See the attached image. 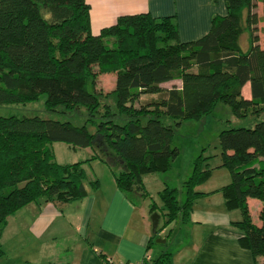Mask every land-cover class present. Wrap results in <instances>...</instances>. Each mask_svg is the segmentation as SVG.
I'll list each match as a JSON object with an SVG mask.
<instances>
[{"label": "trees", "instance_id": "trees-1", "mask_svg": "<svg viewBox=\"0 0 264 264\" xmlns=\"http://www.w3.org/2000/svg\"><path fill=\"white\" fill-rule=\"evenodd\" d=\"M223 1L225 14L213 15L205 34L180 40L173 15L122 14L95 34L86 0H0V104L36 101L44 94L47 110L86 116L75 125L39 115H0V235L8 216L28 203L64 204L85 197L84 163L98 158L119 163L123 169L112 170L116 186L132 201L133 196L145 199L150 193L142 176L171 168L179 153L173 137L182 122L210 115L218 102L238 118L264 113V26L262 44L254 32V1ZM107 72L115 79L104 93L95 82ZM174 80L180 85L163 86ZM246 83L248 98L242 94ZM111 96L114 107L103 100ZM54 142L93 149L98 143L105 154L95 151L85 160L59 163ZM218 147L219 166L229 171V182L206 192L197 189L211 173L202 165L209 156L199 154L181 188L165 182L157 192L161 205L149 204V214L158 211L164 218L156 234L172 222H190L198 198L220 193L225 208L240 213L231 221L240 232L239 244L254 264H260L259 257L264 264V120L220 130ZM89 185L96 189L99 180ZM248 197L262 202L259 225L252 221ZM4 253L0 241V258ZM170 255L161 251L143 261L163 264Z\"/></svg>", "mask_w": 264, "mask_h": 264}, {"label": "crops", "instance_id": "crops-1", "mask_svg": "<svg viewBox=\"0 0 264 264\" xmlns=\"http://www.w3.org/2000/svg\"><path fill=\"white\" fill-rule=\"evenodd\" d=\"M86 1L90 6L91 31L95 34L113 24L119 15L149 12L154 16L173 15L180 40H194L209 30L213 15H224L226 11L223 0ZM167 83L180 85L179 80ZM167 83L163 86L169 87ZM248 85L242 88L247 98ZM86 190L80 200L64 204L31 202L9 215L0 235L1 243L7 244L6 249L3 247L5 262L124 264L141 260L144 255L152 260L161 251H167L171 255L166 264H254L250 251L238 242L240 232L231 223L240 218L239 211L226 209L223 198L219 202L221 208H215L218 203L213 205L220 193L198 198L190 222H174L171 227L168 237L172 232L176 234L172 239L176 241L175 248H158L154 256L150 252L153 245L148 248L153 233L145 209L140 216L136 214V201L128 199L116 186L112 170L108 184L99 181L96 189L86 186ZM247 204L250 215L253 207L258 216L262 202L248 197ZM255 224L259 225L260 220ZM168 226L161 231L165 232ZM168 237H164V242Z\"/></svg>", "mask_w": 264, "mask_h": 264}, {"label": "rangeland", "instance_id": "rangeland-1", "mask_svg": "<svg viewBox=\"0 0 264 264\" xmlns=\"http://www.w3.org/2000/svg\"><path fill=\"white\" fill-rule=\"evenodd\" d=\"M253 1L255 3L253 10L257 13V23L256 25H254V32L258 33L260 41L263 44L262 29L264 26V21L261 11V2L260 0ZM246 36V32L242 33L240 36V45L242 47L246 46ZM96 69L97 67H95V70ZM114 79V72L98 74L95 82V88L105 93L113 88ZM167 84L168 86L171 85L170 83ZM103 100L114 107L115 100L113 96L103 97ZM44 101L45 95L41 94L39 99L36 101L18 104H0V115H39L44 118L70 120L75 125H81L84 123L86 117L84 111L66 113L61 109L47 110L44 106ZM145 120L146 117H143L142 122H145ZM260 120H264V113L260 114L259 116L249 115L247 117L238 118L231 113L228 105L222 102H218L214 111L210 115H207L202 119L187 120L182 122L178 127H176L175 135L173 137V144L178 147L179 153L175 160L172 162L171 168L166 172L148 173L142 176L144 185L150 193V196L146 199H141L133 196L134 201H136V214L140 216V213L144 212L143 209H145V214L149 220L148 222H150L149 229L151 230L150 217L153 212L149 214V204L155 202L157 205H161V200L157 192L163 188L165 182L171 186L181 188L183 180L186 179L191 172L193 160L201 153L203 154V156H209L207 159L202 161V165H207V167L210 168L211 173L209 178L205 182L197 186V189L211 190L229 182V171L225 167L219 166L220 156L218 147V133L220 130L227 127L252 126L256 121ZM87 126L90 131L93 132L95 130L94 126L91 123H89ZM52 149L55 155V160L59 163H72L80 160H85L86 158H90L95 151L99 154H105L104 148L98 143L95 145L94 150L92 147H72L71 145L63 142H54L52 143ZM110 162L111 163L108 164L98 158L96 160L94 159V161H91V164H84V169L86 172L85 184L89 190H93L89 185L90 180L98 179L99 181H101L102 185H105L108 184V177L110 176L111 170H113L114 172H118L123 169V167L119 163L112 162L111 159ZM218 196L219 199L215 198L213 205L215 206L218 203L215 208L219 209V207L221 208L219 202H221L220 198H222V196L221 194H219ZM182 197L183 194L180 193V198L182 199ZM233 210H236V212H238L237 209ZM154 212L159 214L158 211ZM251 217L253 222L255 223L259 221L258 216L254 213L253 207H251ZM163 220L164 218L162 216L159 217V226L162 225ZM173 224L174 222H172L167 227V230L165 232L158 230L155 239H164V237H168V228H171ZM175 236L176 234L172 232V235L168 237L167 242L158 243L154 241L152 244L153 248H151L150 252L154 253L155 256L158 248H175L176 241L172 240ZM3 247L5 249L7 248V244L5 242L3 244ZM261 258L262 259H260L259 257L260 264L263 262V257ZM5 260H7L6 255H3V257L0 259V264H7Z\"/></svg>", "mask_w": 264, "mask_h": 264}, {"label": "water", "instance_id": "water-1", "mask_svg": "<svg viewBox=\"0 0 264 264\" xmlns=\"http://www.w3.org/2000/svg\"><path fill=\"white\" fill-rule=\"evenodd\" d=\"M159 217L160 215L153 212L152 215H151V231L153 234H156V229L159 225ZM165 239H159V238H156L155 241L156 242H164Z\"/></svg>", "mask_w": 264, "mask_h": 264}, {"label": "built area", "instance_id": "built-area-1", "mask_svg": "<svg viewBox=\"0 0 264 264\" xmlns=\"http://www.w3.org/2000/svg\"><path fill=\"white\" fill-rule=\"evenodd\" d=\"M143 258L149 260L150 257L148 255H144ZM124 264H144V261H143V259H141V260H138V261L128 262V263H124Z\"/></svg>", "mask_w": 264, "mask_h": 264}]
</instances>
